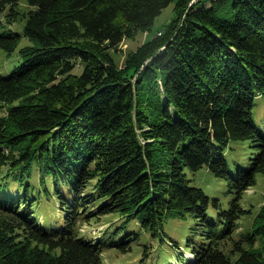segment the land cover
I'll list each match as a JSON object with an SVG mask.
<instances>
[{"label":"trees","instance_id":"1","mask_svg":"<svg viewBox=\"0 0 264 264\" xmlns=\"http://www.w3.org/2000/svg\"><path fill=\"white\" fill-rule=\"evenodd\" d=\"M172 1L25 0L21 12L20 0H0V30L11 27L0 47L15 50L19 17L33 42L0 75V264H102L77 227L90 206L153 235L166 218L191 216L201 234L187 240L186 264H264V207L246 240L233 238L247 213L241 194L264 175V118H253L264 100V0H176L178 15L121 70L110 51ZM232 141L253 150L246 169H229ZM203 166L233 194L228 210L214 200L215 221L184 172ZM39 191L60 202V227L39 221ZM258 237L260 250L244 248Z\"/></svg>","mask_w":264,"mask_h":264},{"label":"rangeland","instance_id":"2","mask_svg":"<svg viewBox=\"0 0 264 264\" xmlns=\"http://www.w3.org/2000/svg\"><path fill=\"white\" fill-rule=\"evenodd\" d=\"M209 0H200V4H204ZM176 0L172 1L169 6L157 16L153 25L147 31H140L130 38H125L110 52L121 70H127L126 60L134 54L142 44L150 39L158 37L162 29L171 19L175 18L179 11L175 8ZM194 2L191 0L189 4ZM27 8L25 0H20V11L24 12ZM0 19L3 20L2 14ZM23 20L21 17L12 27L13 32L20 35L19 42L15 50L11 52L5 51L0 47V75L9 76L13 70L21 63L19 52L22 48L30 47L33 42L23 34ZM11 29L6 26L0 30ZM159 33V34H157ZM1 36V35H0ZM81 71V67L77 66L74 73ZM7 106H0V116L4 115ZM253 118L260 125L264 118V100H257L253 108ZM247 141H232L229 143L225 151V160L230 170L241 167L246 169L249 164V158L253 155ZM185 176L189 181V185L198 187L210 199L208 208V220L215 221L217 218V210L214 200L222 210H228L230 201L233 197L228 182L224 179L216 178L205 166L195 172L185 169ZM6 168L0 169V181L5 182L4 177ZM33 184H37L33 182ZM15 193V191H12ZM42 191L39 194L31 192L36 197L33 201V208L38 212L39 221L42 222L44 217L45 226L49 228H58L61 225V218L65 214L60 202L55 199L56 205L52 199L46 198ZM240 205L247 211L237 222L233 238L237 241H245L253 232L259 213L264 207V175L257 174L255 183L248 187L241 194ZM94 204V203H91ZM55 206V207H54ZM88 217L81 220L77 224L79 234L86 240L98 242L101 247L102 264H186L189 254V248L186 246L188 239L198 241L200 232L194 231L197 222L191 217L185 218L168 217L162 225V233L155 234L150 230L143 229L138 220L128 219L118 213L107 215H97V207L90 206L86 208ZM2 214L0 213V216ZM253 247L243 244L244 248L260 250L263 240L258 237L255 239ZM181 246V249L177 248ZM228 247V246H226ZM227 249V248H226ZM229 249V248H228Z\"/></svg>","mask_w":264,"mask_h":264},{"label":"bare ground","instance_id":"3","mask_svg":"<svg viewBox=\"0 0 264 264\" xmlns=\"http://www.w3.org/2000/svg\"><path fill=\"white\" fill-rule=\"evenodd\" d=\"M161 33V32H160ZM157 34H159V33H157ZM160 35V34H159ZM188 259H190V258H192V255H190L189 257H187Z\"/></svg>","mask_w":264,"mask_h":264}]
</instances>
